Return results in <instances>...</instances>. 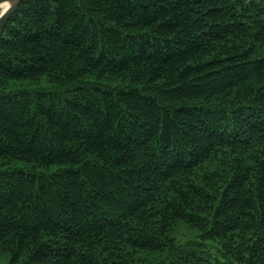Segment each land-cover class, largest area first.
<instances>
[{"label":"trees","instance_id":"1","mask_svg":"<svg viewBox=\"0 0 264 264\" xmlns=\"http://www.w3.org/2000/svg\"><path fill=\"white\" fill-rule=\"evenodd\" d=\"M0 252L264 264V0H23L0 33Z\"/></svg>","mask_w":264,"mask_h":264},{"label":"water","instance_id":"2","mask_svg":"<svg viewBox=\"0 0 264 264\" xmlns=\"http://www.w3.org/2000/svg\"><path fill=\"white\" fill-rule=\"evenodd\" d=\"M22 1L23 0H0V33L14 9Z\"/></svg>","mask_w":264,"mask_h":264},{"label":"rangeland","instance_id":"3","mask_svg":"<svg viewBox=\"0 0 264 264\" xmlns=\"http://www.w3.org/2000/svg\"><path fill=\"white\" fill-rule=\"evenodd\" d=\"M0 11H1V9H0ZM194 234H195V232H194ZM194 234L191 235V234L188 232V228H187V227H185V226H181L179 229H177V231H176V233H175V238H176L180 243H182V242H184L186 239H189V238L193 237ZM195 235H197V234H195ZM215 247H216V246H215ZM215 247H212V252H213V254H216V251H217V248H215ZM151 257H152V256H151ZM153 261H155V260H152V262H151L150 264H154ZM0 264H9V259L6 257L5 254H3V253H1V252H0ZM148 264H149V263H148Z\"/></svg>","mask_w":264,"mask_h":264}]
</instances>
